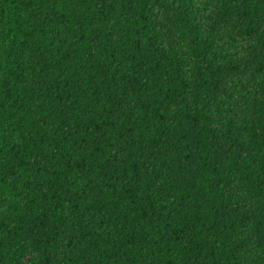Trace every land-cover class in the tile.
Listing matches in <instances>:
<instances>
[{
	"label": "trees",
	"instance_id": "16d2710c",
	"mask_svg": "<svg viewBox=\"0 0 264 264\" xmlns=\"http://www.w3.org/2000/svg\"><path fill=\"white\" fill-rule=\"evenodd\" d=\"M194 2L0 0V264H264V0Z\"/></svg>",
	"mask_w": 264,
	"mask_h": 264
},
{
	"label": "rangeland",
	"instance_id": "374dc122",
	"mask_svg": "<svg viewBox=\"0 0 264 264\" xmlns=\"http://www.w3.org/2000/svg\"><path fill=\"white\" fill-rule=\"evenodd\" d=\"M194 14L195 19L203 28L207 27L214 14L213 0H195ZM179 46L182 47L178 51L179 61L184 72H189L192 67L190 47L186 41H180ZM240 50V44L229 33H218L214 39L213 56L219 61H235ZM224 110L230 115L231 109L229 106L224 105ZM225 123L229 122L225 121Z\"/></svg>",
	"mask_w": 264,
	"mask_h": 264
}]
</instances>
